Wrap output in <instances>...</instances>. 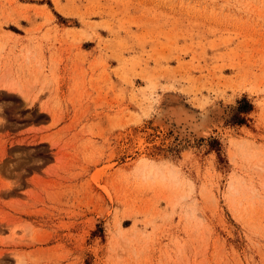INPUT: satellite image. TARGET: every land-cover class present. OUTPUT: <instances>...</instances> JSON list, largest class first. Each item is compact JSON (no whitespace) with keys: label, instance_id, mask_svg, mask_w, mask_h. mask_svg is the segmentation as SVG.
I'll use <instances>...</instances> for the list:
<instances>
[{"label":"rangeland","instance_id":"rangeland-1","mask_svg":"<svg viewBox=\"0 0 264 264\" xmlns=\"http://www.w3.org/2000/svg\"><path fill=\"white\" fill-rule=\"evenodd\" d=\"M0 264H264V0H0Z\"/></svg>","mask_w":264,"mask_h":264},{"label":"bare ground","instance_id":"bare-ground-1","mask_svg":"<svg viewBox=\"0 0 264 264\" xmlns=\"http://www.w3.org/2000/svg\"><path fill=\"white\" fill-rule=\"evenodd\" d=\"M168 115V114H167ZM171 115H172V117L171 118H173L176 122H177V124H180V123H182L183 121V119H187L186 118V116L187 115H185L184 114V112H183V110L181 109V107H175L174 109L172 108V111H171ZM189 117V116H188ZM205 118V117H204ZM203 119V118H202ZM173 120V121H174ZM205 119H203V121H204ZM192 122V121H191ZM198 122V121H197ZM201 123H202V121H201ZM201 123H199L198 122V124L199 125H196L195 123H192V124H194V126H196L195 128H197L198 127V129H199V126H201V127H203V125H201ZM204 123H205V121H204ZM206 124V123H205ZM203 129V128H202ZM202 129H199V130H202ZM205 129L206 130H204V132L202 131V134H201V131H200V135H205V134H207V131H208V128H206V126H205ZM198 131V130H197ZM196 131V133H198Z\"/></svg>","mask_w":264,"mask_h":264}]
</instances>
